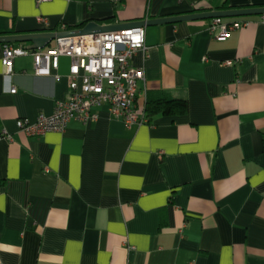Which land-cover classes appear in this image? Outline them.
Listing matches in <instances>:
<instances>
[{
    "label": "crops",
    "instance_id": "1",
    "mask_svg": "<svg viewBox=\"0 0 264 264\" xmlns=\"http://www.w3.org/2000/svg\"><path fill=\"white\" fill-rule=\"evenodd\" d=\"M263 7L0 0V36ZM263 17L221 19L243 23L223 40L212 19L144 27L147 55L131 59L144 72L136 110L185 99L186 113L127 128L101 107L96 121L38 138L16 121L48 116L67 98L70 60L37 76L32 57L20 56L6 76L0 44V264H264Z\"/></svg>",
    "mask_w": 264,
    "mask_h": 264
},
{
    "label": "built area",
    "instance_id": "2",
    "mask_svg": "<svg viewBox=\"0 0 264 264\" xmlns=\"http://www.w3.org/2000/svg\"><path fill=\"white\" fill-rule=\"evenodd\" d=\"M241 26L243 23L224 24L215 18L209 29L214 38L223 40ZM136 52L147 55L144 27L58 38L53 46L38 50L4 44L1 65L6 76L11 75L16 57L30 55L37 76L56 70L60 57L70 60L67 98L56 102L52 114L39 115L33 122L19 119L16 127L27 137L38 138L64 131L70 121L81 124L96 121L95 110L101 107H106L107 113L127 128L149 124L145 112L137 111L135 106L138 85L144 81L143 70L131 64ZM14 92L15 88H11L10 93ZM6 139L10 141L11 137Z\"/></svg>",
    "mask_w": 264,
    "mask_h": 264
},
{
    "label": "water",
    "instance_id": "3",
    "mask_svg": "<svg viewBox=\"0 0 264 264\" xmlns=\"http://www.w3.org/2000/svg\"><path fill=\"white\" fill-rule=\"evenodd\" d=\"M252 15H262L264 16L263 8H252V9H242V10H229V11H215L206 12L198 14H188L182 16L168 17V18H158L153 20L130 22L125 24L116 25H106L101 26L96 22H88L84 27L80 29L68 30L64 32H47V33H36V34H26V35H15V36H0V44L9 43H26L28 44V49L38 50L46 47L51 41L58 38L65 37H75L84 35H98L102 33H107L115 30L133 28V27H146L161 24H173L182 21H192L201 19H223L230 17H241V16H252Z\"/></svg>",
    "mask_w": 264,
    "mask_h": 264
},
{
    "label": "trees",
    "instance_id": "4",
    "mask_svg": "<svg viewBox=\"0 0 264 264\" xmlns=\"http://www.w3.org/2000/svg\"><path fill=\"white\" fill-rule=\"evenodd\" d=\"M221 8L228 9V6L223 4ZM82 26H84V23L79 24L72 28H79ZM187 109H188V104L185 99L162 98L156 101L146 102L144 112L148 118H152L155 115L175 116V115L184 114L187 112ZM262 136L264 139V132L262 133Z\"/></svg>",
    "mask_w": 264,
    "mask_h": 264
}]
</instances>
